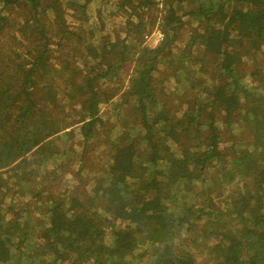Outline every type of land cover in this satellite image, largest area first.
<instances>
[{
  "label": "trees",
  "instance_id": "16d2710c",
  "mask_svg": "<svg viewBox=\"0 0 264 264\" xmlns=\"http://www.w3.org/2000/svg\"><path fill=\"white\" fill-rule=\"evenodd\" d=\"M0 264H264V0H0Z\"/></svg>",
  "mask_w": 264,
  "mask_h": 264
},
{
  "label": "rangeland",
  "instance_id": "374dc122",
  "mask_svg": "<svg viewBox=\"0 0 264 264\" xmlns=\"http://www.w3.org/2000/svg\"><path fill=\"white\" fill-rule=\"evenodd\" d=\"M60 7H62V6H60ZM54 18H55V20H56V25H57V31L58 30H61L62 28H64L65 27V25L67 24V21H68V19H66L65 18V14H64V12H60V11H58V10H55V16H54ZM119 18H122V17H119ZM18 20H19V17H18ZM115 24H117V25H114V27H113V29L114 30H120V28L123 26V25H120V24H118V23H115ZM189 26V25H188ZM187 26V27H188ZM193 27V25H191L189 28H192ZM189 30V29H188ZM156 31V32H155ZM155 31H153L152 33V35L154 36H152V39H145L144 40V38H143V43L145 44V45H153V43H154V40L155 39H157L156 38V33H158L157 31H160V30H158V29H156ZM155 33V34H154ZM185 37H187L188 35L187 34H185L184 35ZM196 54H194L195 55V57L197 58V61L196 62H201V61H205L206 63H207V59L202 55V52L199 50V49H197L196 50V52H195ZM128 71H129V69H125L124 70V73L125 74H127L128 73ZM106 91H108V89H106L104 92H102V95H104L106 98H107V94H106ZM116 94H118V93H116ZM120 94V93H119ZM117 96H119L120 97V95H114L112 98H114V97H117ZM41 97H42V93L40 92V91H38V89H37V87H33L32 88V99L36 102V101H38L39 99H41ZM110 97V96H109ZM111 98V99H112ZM107 148H108V146L106 147V146H104L103 148H101L100 147V150L98 151V153L100 154V156H102V155H104V156H106L109 152H106V150H107ZM109 150V149H108ZM111 150V149H110ZM94 164H91V166L93 167V168H96L98 165V163L97 162H94V161H92ZM96 170V169H95ZM61 181H63V180H61ZM21 201L22 200H19V202L21 203ZM196 241H200L198 238H196ZM204 242V241H203ZM200 243V242H199ZM202 243V242H201ZM198 247H201V244H199V246ZM197 248V247H196ZM198 252H202V250L201 249H196ZM198 254V253H197ZM198 256V255H197Z\"/></svg>",
  "mask_w": 264,
  "mask_h": 264
},
{
  "label": "built area",
  "instance_id": "2783aa9c",
  "mask_svg": "<svg viewBox=\"0 0 264 264\" xmlns=\"http://www.w3.org/2000/svg\"><path fill=\"white\" fill-rule=\"evenodd\" d=\"M156 32V31H155ZM158 33H156V38L157 39H155L154 40V43H157L158 41H160V39L163 37V34L161 33V31H157ZM153 33H149V34H146L145 35V39H152V35ZM155 34V33H154ZM154 37V36H153Z\"/></svg>",
  "mask_w": 264,
  "mask_h": 264
}]
</instances>
